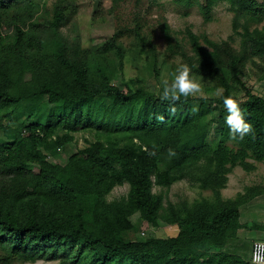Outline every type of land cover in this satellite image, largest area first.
I'll list each match as a JSON object with an SVG mask.
<instances>
[{"label": "trees", "instance_id": "16d2710c", "mask_svg": "<svg viewBox=\"0 0 264 264\" xmlns=\"http://www.w3.org/2000/svg\"><path fill=\"white\" fill-rule=\"evenodd\" d=\"M221 1L234 13L240 45L232 36L215 41L190 27L185 44L164 22L166 50L159 53L152 43L141 48L158 79L151 91L141 77L123 78L122 88L112 80L125 68L129 49L119 39L125 29L84 47L78 32L63 31L76 0H52V7L49 0H0V128L8 139L0 142L4 264L39 258L57 264H254L245 231L261 225L245 211L256 194L250 189L225 199L222 189L241 160L264 161V96L246 85L249 64L264 80V0H203L207 20ZM132 32L145 40L141 24ZM176 54L186 57L208 90L220 93L162 100L161 71ZM229 95L252 125L243 140L232 139L225 124L223 97ZM38 97L47 102L34 107ZM24 100L32 105L23 106L27 117L20 120L16 112ZM78 132L90 136L84 147ZM197 155L207 157L199 183L213 198L171 199L180 180L176 169ZM125 184V194L110 198ZM144 212L151 226L176 225L177 233L135 237Z\"/></svg>", "mask_w": 264, "mask_h": 264}, {"label": "rangeland", "instance_id": "374dc122", "mask_svg": "<svg viewBox=\"0 0 264 264\" xmlns=\"http://www.w3.org/2000/svg\"><path fill=\"white\" fill-rule=\"evenodd\" d=\"M196 1L198 2L189 7L179 3L177 0H117L116 2L114 0H76L77 11L71 16L63 31L66 34H72L75 30L81 35L82 45L89 47L110 38L118 29H125L123 33L119 34L120 41L129 49L125 60V68L123 71L117 68L115 73L111 75L112 80L122 88L123 78L141 77L144 79L148 89L153 91L156 89L158 79L155 77V72L149 68L147 54L141 48L150 46L152 43L159 53L166 50L167 40L161 29L164 22H167L173 29L174 36L177 35L179 40L185 44L187 43L186 29L190 27L201 37L207 36L215 41L229 39L232 36L234 45L236 47L240 45L241 38L234 33L232 27L234 13L230 10L228 3L225 1L219 2L211 11V18L207 20L200 6V2L203 0ZM51 4L52 0H49L48 7H52ZM136 23L141 24L142 34L146 37L145 40L136 37L135 33L132 32ZM185 50L188 54L191 53L187 45ZM183 64H188L186 57L181 54L170 55L168 65L161 71L162 80L168 79L170 81L172 73ZM248 70L250 78H246V85L251 87L257 94L264 96V80L257 79V75L254 74L257 68L249 64ZM194 78L201 85V92L196 95L212 96L220 93V91L212 92L208 90L202 79ZM45 102H47L46 97H38L34 102V107H39ZM97 103L98 100H95L94 104ZM24 105L31 106L32 104L26 100L21 103L19 110L16 112L20 120L27 117V111L22 109ZM86 137L90 136L83 132L76 134V141L79 147L87 145ZM7 140L3 130L0 128V142ZM229 144L235 145L233 142H229ZM206 158L205 155H197L188 159L176 169L180 180L171 187V199L176 200L179 195L189 197L191 200L204 197L213 198L212 191L203 189L199 183L203 175L202 167ZM248 163L249 166H247ZM250 189L256 195L248 207L252 203L256 205L264 197V161H258L253 157L241 160L233 168L231 173H229L227 186L222 189V195L225 199L235 198L239 193L248 192ZM127 190L128 185L126 184L118 186L112 191L110 198L119 197L125 194ZM143 218L145 221L142 223L139 232L135 234V237L144 238L149 235L167 237L176 234L178 231L176 225L161 224L158 227L151 226L147 222L148 216L145 212L143 213ZM245 235L246 238L250 239L251 245H253L255 240H260L251 238L247 234ZM2 257L3 251L0 249V264H4ZM58 262V259L46 258H39L36 261L13 259L8 264H57Z\"/></svg>", "mask_w": 264, "mask_h": 264}, {"label": "clouds", "instance_id": "9594fccd", "mask_svg": "<svg viewBox=\"0 0 264 264\" xmlns=\"http://www.w3.org/2000/svg\"><path fill=\"white\" fill-rule=\"evenodd\" d=\"M201 92V85L191 74L188 64H183L176 68L169 81H163L161 99L167 101H180L181 98L187 99ZM223 106L226 109L225 124L230 130L232 139L243 140L252 132V125L245 119L241 107L232 96L223 97ZM174 110V109H173ZM170 155H175L173 150H169Z\"/></svg>", "mask_w": 264, "mask_h": 264}, {"label": "crops", "instance_id": "0c3cea01", "mask_svg": "<svg viewBox=\"0 0 264 264\" xmlns=\"http://www.w3.org/2000/svg\"><path fill=\"white\" fill-rule=\"evenodd\" d=\"M261 27H264V20L261 23ZM256 207V208H255ZM248 213H252L256 215V218L259 222V225H261L257 230H246L245 233L249 237L258 238V239H264V197L262 201H259L256 203V205H253V203L248 207ZM244 219V218H243ZM248 220L247 217L243 220L245 222Z\"/></svg>", "mask_w": 264, "mask_h": 264}, {"label": "built area", "instance_id": "2783aa9c", "mask_svg": "<svg viewBox=\"0 0 264 264\" xmlns=\"http://www.w3.org/2000/svg\"><path fill=\"white\" fill-rule=\"evenodd\" d=\"M251 259L254 264H264V240L253 242Z\"/></svg>", "mask_w": 264, "mask_h": 264}]
</instances>
